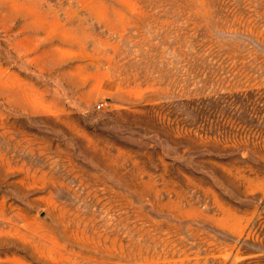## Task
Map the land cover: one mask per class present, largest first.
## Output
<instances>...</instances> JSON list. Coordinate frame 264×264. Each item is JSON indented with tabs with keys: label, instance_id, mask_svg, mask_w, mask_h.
Masks as SVG:
<instances>
[{
	"label": "rangeland",
	"instance_id": "374dc122",
	"mask_svg": "<svg viewBox=\"0 0 264 264\" xmlns=\"http://www.w3.org/2000/svg\"><path fill=\"white\" fill-rule=\"evenodd\" d=\"M0 264H264V0H0Z\"/></svg>",
	"mask_w": 264,
	"mask_h": 264
}]
</instances>
